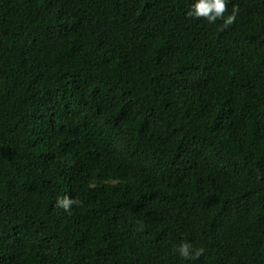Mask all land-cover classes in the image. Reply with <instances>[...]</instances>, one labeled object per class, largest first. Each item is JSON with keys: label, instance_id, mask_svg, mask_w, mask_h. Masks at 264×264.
Masks as SVG:
<instances>
[{"label": "trees", "instance_id": "obj_1", "mask_svg": "<svg viewBox=\"0 0 264 264\" xmlns=\"http://www.w3.org/2000/svg\"><path fill=\"white\" fill-rule=\"evenodd\" d=\"M193 2L0 0V264H264V0Z\"/></svg>", "mask_w": 264, "mask_h": 264}, {"label": "clouds", "instance_id": "obj_2", "mask_svg": "<svg viewBox=\"0 0 264 264\" xmlns=\"http://www.w3.org/2000/svg\"><path fill=\"white\" fill-rule=\"evenodd\" d=\"M225 10L226 0H194L187 15L194 18H206L210 24H214L217 19H221L223 21V26L228 27L234 23L237 12L235 6H233L231 14L224 16ZM73 203H75V201L67 196L63 198L58 197L56 201L57 206L63 208L65 211H68ZM177 251L179 255L186 260L191 259L193 255L200 254L187 242L180 244Z\"/></svg>", "mask_w": 264, "mask_h": 264}]
</instances>
